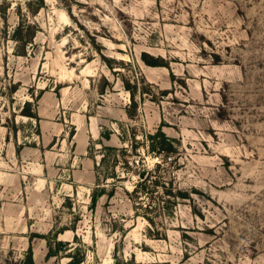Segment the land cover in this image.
I'll return each mask as SVG.
<instances>
[{
	"label": "rangeland",
	"instance_id": "374dc122",
	"mask_svg": "<svg viewBox=\"0 0 264 264\" xmlns=\"http://www.w3.org/2000/svg\"><path fill=\"white\" fill-rule=\"evenodd\" d=\"M30 249L264 264V0H0V264Z\"/></svg>",
	"mask_w": 264,
	"mask_h": 264
},
{
	"label": "trees",
	"instance_id": "16d2710c",
	"mask_svg": "<svg viewBox=\"0 0 264 264\" xmlns=\"http://www.w3.org/2000/svg\"><path fill=\"white\" fill-rule=\"evenodd\" d=\"M145 61L150 64V65H160V63L157 61V59H153L152 61H148L145 59ZM143 175V176H142ZM141 176L143 178V182L146 181L147 177L144 176V172L141 173ZM143 183H139L136 185L135 189L133 190L134 193L138 192V188L140 186H142ZM105 194V191L104 190H94L92 193H91V206L92 208L96 207L97 205V202H98V199L103 195ZM181 197H187V192L185 191H179L178 193ZM110 195L112 196V194L110 193ZM54 242H56V244L59 246L58 248H55L52 246L51 243H49V252L47 254V256L51 257V256H56L58 255V251L61 250V247H65L67 245V243H64L63 241L59 240L57 241L56 239H54ZM32 249H30V256H29V261H28V264H34L33 263V259H32V252H31ZM83 261L82 258H76V257H73L70 261H69V264H80L81 262ZM115 264H119V261L118 259L116 258V261H115Z\"/></svg>",
	"mask_w": 264,
	"mask_h": 264
}]
</instances>
